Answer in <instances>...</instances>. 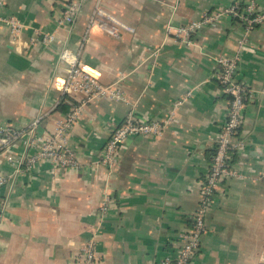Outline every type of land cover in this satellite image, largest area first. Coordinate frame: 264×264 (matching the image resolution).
Segmentation results:
<instances>
[{
  "label": "crops",
  "instance_id": "0c3cea01",
  "mask_svg": "<svg viewBox=\"0 0 264 264\" xmlns=\"http://www.w3.org/2000/svg\"><path fill=\"white\" fill-rule=\"evenodd\" d=\"M67 1L3 0L1 15L24 27L16 35L0 23V126L24 128L38 119L39 134L48 137L66 119L57 106L67 93L55 84L65 75L64 47H80L79 59L103 83L121 77L127 100L83 105L67 136L76 166L41 160L0 187V264H72L93 237L95 264H162L176 258L180 235L192 226L225 122L229 96L217 58L233 55L245 34L230 16L203 27L191 45L166 27L239 0H102L129 27L117 35L90 26L98 0H82L76 20L60 23ZM36 30L56 39L32 42ZM248 38L237 72L251 89L241 131L246 145L234 156L243 176L221 183L191 264H264V24ZM81 98L73 96L75 103ZM130 110L141 121L172 111L174 117L159 136L128 137L110 171L99 156ZM11 152L22 154L23 144ZM15 167L0 154V173Z\"/></svg>",
  "mask_w": 264,
  "mask_h": 264
},
{
  "label": "built area",
  "instance_id": "2783aa9c",
  "mask_svg": "<svg viewBox=\"0 0 264 264\" xmlns=\"http://www.w3.org/2000/svg\"><path fill=\"white\" fill-rule=\"evenodd\" d=\"M248 5L239 10L238 1L223 10L204 13L199 19H194L186 24L174 25L169 23L166 27L167 35H174L182 43L191 45L193 36L207 25L214 24L225 16L239 17L245 22V34L238 40L237 50L233 55H221L217 58L221 70L217 75L229 96L225 122L215 146V153L211 167L202 182V198L197 210L193 213V225L180 235V250L176 258L166 257L162 264H191L197 255L201 237L206 227V217L214 196L218 193L221 183L232 177H242L243 174L234 163V156L245 148L246 141L241 137L245 120V99L251 89L237 78L242 55L245 49L252 44L248 38L256 25L264 24V4L259 0H248ZM264 2V1H263ZM3 0H0V10ZM82 0H68L60 23L70 25L81 10ZM255 14V15H253ZM0 23L7 25L14 34L21 33L23 23L15 16L3 17L0 11ZM90 26L98 25L117 35L122 28H129L115 15L106 11L102 0H98L89 21ZM32 42L40 39L45 44H50L56 39L52 33L35 31ZM79 49L64 47L60 52V59L65 68V75L55 80V84L64 92L74 97L82 95L67 115L66 119L54 130L53 135L45 137L39 134V120L32 122L24 128H14L10 125L0 126V154L14 164L15 171L6 175L0 173V187L12 183L16 174L23 168H31L41 160H51L57 166L67 168L78 164L75 150L67 143L69 130L79 118L83 105L96 102L104 98L117 101H126V93L121 85V77L111 83H103L90 70L89 66L79 59ZM174 111L166 118L155 121H141L136 117L135 111L130 110L124 120L117 124L105 144L99 162L106 165L110 171L115 166L121 145L128 137L135 135L159 136L164 128L173 120ZM20 141L24 152L20 155L12 154L13 145ZM106 204V203H105ZM104 205V209L107 208ZM5 216V205L0 203V225ZM96 239L89 238L78 251V256L72 264H95L97 259Z\"/></svg>",
  "mask_w": 264,
  "mask_h": 264
},
{
  "label": "trees",
  "instance_id": "16d2710c",
  "mask_svg": "<svg viewBox=\"0 0 264 264\" xmlns=\"http://www.w3.org/2000/svg\"><path fill=\"white\" fill-rule=\"evenodd\" d=\"M248 0H239L238 1V7H239V10H241V11H243V9L248 5ZM253 15H255V14H253ZM231 17V16H230ZM232 19H234L235 21H238L241 25H243L244 27H245V22L243 21V20H241L239 17H232ZM258 26H260V25H256L255 26V28L256 27H258ZM254 28V29H255ZM221 66V65H220ZM72 95H70V94H64V95H62V99H61V101H60V103L58 104V106H57V110H59L60 112H62V113H65L66 115H68L70 112H71V110H72V108H73V106L77 103H75V101H74V99H73V96L71 97ZM245 102H246V99H245ZM215 153V152H214ZM213 156H214V154H213ZM212 159H213V157H212ZM204 181V180H203ZM203 188L201 189V198H202V193H203ZM215 197H216V195L214 196V200H215ZM201 198H200V201H201ZM214 200H213V202H214ZM213 202H212V204H211V206H210V209H211V207H212V205H213ZM209 209V210H210ZM208 214V213H207ZM207 218V217H206ZM192 225H193V219H192ZM205 232H206V227H205V231L203 232V234H202V237H203V235L205 234ZM202 237H201V241H202ZM200 247H201V245H200ZM198 252H200V249H199V251ZM198 254V253H197ZM196 256V255H195Z\"/></svg>",
  "mask_w": 264,
  "mask_h": 264
}]
</instances>
